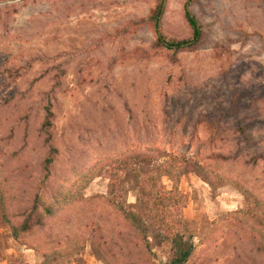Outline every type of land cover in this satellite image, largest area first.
Masks as SVG:
<instances>
[{
  "label": "rangeland",
  "instance_id": "rangeland-1",
  "mask_svg": "<svg viewBox=\"0 0 264 264\" xmlns=\"http://www.w3.org/2000/svg\"><path fill=\"white\" fill-rule=\"evenodd\" d=\"M161 1L0 0V264H264V0Z\"/></svg>",
  "mask_w": 264,
  "mask_h": 264
},
{
  "label": "trees",
  "instance_id": "trees-1",
  "mask_svg": "<svg viewBox=\"0 0 264 264\" xmlns=\"http://www.w3.org/2000/svg\"><path fill=\"white\" fill-rule=\"evenodd\" d=\"M160 2H158L152 12L147 16V20L151 21L152 23V28L154 29L156 26L157 22V15L159 13L160 9ZM183 16L189 26L190 29V38L188 39H183V40H173V39H167V40H162L161 36L159 34L156 35V42L159 43L160 45H166V46H179L181 44H184L186 42H193L198 38L199 35V29L198 26L194 20V18L184 10ZM145 20H139V23H142ZM205 126L207 127L206 129L208 130V135L209 138L214 137L215 135L221 134V131L217 128L216 126V120L213 119L212 121H206ZM66 193L60 192L58 190H53L50 191L49 193V198L48 201H38V205H32L30 210H29V215L32 217V223H34L35 226L41 228L43 226L44 220L46 217L52 216L54 213L55 209L57 206L60 205V203L65 199ZM122 218L129 222L135 230L140 231L142 234V240L145 245L147 246V240L145 236L143 235V231L145 230V227L143 226V222L140 219V216L131 210L124 211L122 210ZM7 221V225L9 230L12 232V236L16 238L17 233L20 231H25L28 229V226L25 222L20 223L19 225L10 223ZM171 240V245H170V250H171V256L169 260L167 261L166 264H184L185 261L187 260L188 256L190 255V252L192 250V244L190 242V236L187 238H170ZM38 264H46L44 260L39 262Z\"/></svg>",
  "mask_w": 264,
  "mask_h": 264
},
{
  "label": "water",
  "instance_id": "water-1",
  "mask_svg": "<svg viewBox=\"0 0 264 264\" xmlns=\"http://www.w3.org/2000/svg\"><path fill=\"white\" fill-rule=\"evenodd\" d=\"M164 4H165V0H162L161 1V5H160V9H159V13H158V16H157L156 28H157V35L158 36H159L158 26H159V23H160V18H161L162 12H163ZM185 10H186V12H188L186 4H185Z\"/></svg>",
  "mask_w": 264,
  "mask_h": 264
}]
</instances>
